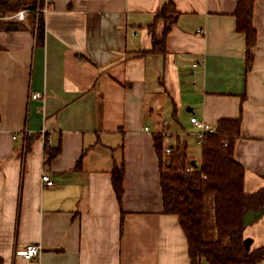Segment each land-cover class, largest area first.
I'll return each instance as SVG.
<instances>
[{
	"label": "crops",
	"instance_id": "1",
	"mask_svg": "<svg viewBox=\"0 0 264 264\" xmlns=\"http://www.w3.org/2000/svg\"><path fill=\"white\" fill-rule=\"evenodd\" d=\"M168 1L45 0L41 46L28 27H0V264H190L177 217L163 212L153 134L164 121L171 141L190 126L187 148L191 116L239 118L244 191L264 187V0L248 69L237 0H171L164 51L148 52ZM47 138L59 148L49 162ZM243 236L264 244V213ZM28 243L37 258H22Z\"/></svg>",
	"mask_w": 264,
	"mask_h": 264
},
{
	"label": "trees",
	"instance_id": "2",
	"mask_svg": "<svg viewBox=\"0 0 264 264\" xmlns=\"http://www.w3.org/2000/svg\"><path fill=\"white\" fill-rule=\"evenodd\" d=\"M254 1L237 0L233 11L235 30L245 40L247 69L256 44V30L252 23ZM45 7V0H0V27L8 23L28 27L35 33L36 44L41 46ZM21 9L28 18L27 25L3 18ZM176 16L171 0L159 8L154 22L162 21L164 28L160 39L153 36L152 48L148 52L164 51L165 35L175 23ZM240 133L239 118L219 119L215 129L202 139L200 161L196 166L190 164L186 143L179 135L173 137L172 150L165 154L164 135L161 131L153 134L163 212L177 217L187 241L190 264H201V261L207 264H258L264 259V244L256 248L250 245L249 250L243 245V215L248 210L264 213V187L250 193L244 191V167L233 157L234 144ZM58 151L59 148L49 149L45 161L49 162ZM187 166L191 167L188 171ZM123 174V161L114 163L111 183L119 206Z\"/></svg>",
	"mask_w": 264,
	"mask_h": 264
},
{
	"label": "built area",
	"instance_id": "3",
	"mask_svg": "<svg viewBox=\"0 0 264 264\" xmlns=\"http://www.w3.org/2000/svg\"><path fill=\"white\" fill-rule=\"evenodd\" d=\"M45 9L46 7L44 8V10ZM3 18L5 20H10V21H17V22L23 21L25 19V10L21 9L15 13L7 14ZM31 98L37 99L38 95L32 94ZM189 121L192 124V126L196 129L194 137H195V142L199 145L201 144L204 135L208 132H212L215 129V126H212L203 120H199L194 116H191L189 118ZM162 126H163V129L161 130V132L164 135L163 151L165 154H168L172 150V143H173V141H171L172 136L167 126V123L165 121L162 123ZM144 129L145 131H147L148 127H145ZM16 135L17 134L14 133L12 138H16ZM49 143H50V139L47 138V142H45L44 144L46 150L49 148L48 146ZM190 168H191L190 166H187L186 170L188 171L190 170ZM40 180L45 186L53 185V181L45 173L41 174ZM40 251H41L40 245L35 244V243H28L24 246V249L21 251V256L25 260L35 259L39 256Z\"/></svg>",
	"mask_w": 264,
	"mask_h": 264
},
{
	"label": "water",
	"instance_id": "4",
	"mask_svg": "<svg viewBox=\"0 0 264 264\" xmlns=\"http://www.w3.org/2000/svg\"><path fill=\"white\" fill-rule=\"evenodd\" d=\"M25 8L28 9V6L25 7ZM0 17H1V15H0ZM14 28H15V26L13 24L8 23V24L5 25V29H14ZM190 164L192 166H196L194 160H191ZM262 214H263V211H253V210L246 211L244 213V215H243V223H242L243 224V228H245L248 225L253 224L255 221H257L259 219V217ZM243 245H244V248L246 250H249L250 245H251V239L248 238V237L244 238Z\"/></svg>",
	"mask_w": 264,
	"mask_h": 264
},
{
	"label": "rangeland",
	"instance_id": "5",
	"mask_svg": "<svg viewBox=\"0 0 264 264\" xmlns=\"http://www.w3.org/2000/svg\"><path fill=\"white\" fill-rule=\"evenodd\" d=\"M171 125H173V124H171ZM181 125L183 126V128L179 127L180 128L179 132H180L181 138H183L184 132L191 134L192 130H191L190 126L184 125V124H181ZM181 131H183V132L181 133ZM200 151H201V146L194 141L193 136L189 135L187 138V155H188V157L190 159H193V160L199 162Z\"/></svg>",
	"mask_w": 264,
	"mask_h": 264
}]
</instances>
